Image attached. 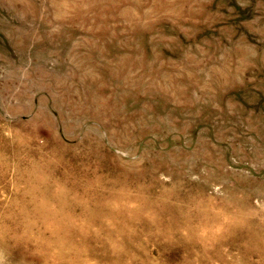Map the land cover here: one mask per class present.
Wrapping results in <instances>:
<instances>
[{
    "label": "rangeland",
    "instance_id": "374dc122",
    "mask_svg": "<svg viewBox=\"0 0 264 264\" xmlns=\"http://www.w3.org/2000/svg\"><path fill=\"white\" fill-rule=\"evenodd\" d=\"M0 264H264V0H0Z\"/></svg>",
    "mask_w": 264,
    "mask_h": 264
}]
</instances>
